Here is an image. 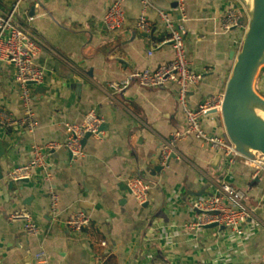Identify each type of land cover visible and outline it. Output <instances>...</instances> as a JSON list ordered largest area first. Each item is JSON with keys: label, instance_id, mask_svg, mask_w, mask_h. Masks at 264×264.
<instances>
[{"label": "crops", "instance_id": "crops-1", "mask_svg": "<svg viewBox=\"0 0 264 264\" xmlns=\"http://www.w3.org/2000/svg\"><path fill=\"white\" fill-rule=\"evenodd\" d=\"M116 1L126 18L109 31L103 16ZM13 2L0 0V12ZM176 2L149 0L145 13L150 31L141 32L136 24L142 0H22L21 21L47 45L34 58L44 70L43 82L30 86L34 133L3 122L4 114L19 120L27 110L19 98L15 68L0 61V264H21L28 254L31 264H42L35 258L41 249L52 264H264V177L255 175L243 157L228 165L220 150L194 136L178 140L176 157L159 164V170L155 160L163 140L187 127L176 85L146 88L134 82L122 92L109 86L135 70L155 69L174 58L170 43L156 46L169 36L159 15L163 10L184 25L187 57L193 70L203 73L200 84L189 91L190 106L224 94L243 35L239 28H220L229 0H186L184 20L175 11ZM71 69L80 84L68 76ZM259 79L264 96V76ZM92 109L108 127L100 136L83 139V157L73 158L58 147L49 158L52 178L37 173L28 184L9 186V171L29 161L35 144L64 142L65 123L82 122ZM201 125L209 134L226 137L220 112L204 116ZM218 153L222 158L215 162ZM134 176L149 183L145 203L124 185ZM224 182L244 192L240 202L224 196V204L251 211L241 232L227 227L188 230L186 224L199 214L192 207L198 196L192 193L205 187L214 193ZM52 193L58 198L54 222ZM23 207L32 213L36 233L25 232L23 220L10 218ZM77 211L87 213L91 222L73 232L64 220Z\"/></svg>", "mask_w": 264, "mask_h": 264}, {"label": "built area", "instance_id": "built-area-1", "mask_svg": "<svg viewBox=\"0 0 264 264\" xmlns=\"http://www.w3.org/2000/svg\"><path fill=\"white\" fill-rule=\"evenodd\" d=\"M22 0H14L12 6L0 12V61L11 64L15 68V82L19 88V98L26 107L27 114L19 119H13L4 114L2 119L5 125H21L27 131L34 133L36 122L33 118L30 104L32 94L30 86L39 85L44 80V70L35 63L34 58L47 44L34 32V30L21 21L19 8ZM143 10L138 17L136 27L141 32L150 31V23L146 17V8L149 0H142ZM175 11L180 19H186V0H177ZM159 15L166 25L169 36L156 44L157 47L165 43H170L174 50V58L167 64L155 69L150 67L135 70L128 74L124 79L109 84L116 92H122L132 83L136 82L146 88H165L170 84L176 85L177 98L185 114L187 127L183 131H175L170 137L163 140L160 152V165L167 164L168 157L174 152L175 144L178 140L188 136L201 139L206 144L216 147L223 153L228 165L235 162L237 157L245 158V162L254 168V174H261L264 177V156L257 153L255 158H246L240 155L234 145L226 137L207 133L201 125L204 116L212 111H221L224 94L209 96L204 99L196 108L190 106L188 94L192 87L197 86L203 80V73L193 70L187 57L186 48V29L183 24L176 23L173 16L160 10ZM125 13L122 9L121 1H116L109 6L103 16V25L109 31L120 28L125 22ZM247 25L246 14L243 7L237 0H229L227 8L221 17V30L227 32L234 28L244 30ZM240 43V41H239ZM52 50V48H50ZM53 51V50H52ZM152 51H150V54ZM259 73L255 79V90L261 95L263 84ZM264 97V96H263ZM103 118L96 110H89L82 122L65 123L66 140L62 143L48 141L44 144H35L32 148V155L28 162L13 167L7 177L10 181H20L32 178L39 173L43 179H50L53 176L51 163L49 161L51 151L64 146L73 158H81L85 155L83 139L86 134L100 136V127ZM130 192L135 196L139 203H145L148 197L149 183L140 176H134L127 181ZM229 196L235 201L240 202L244 197V192L235 188L229 183H222L212 196H201L195 199L192 207L204 213H199L196 218L186 224L188 230H200L211 223L224 225L233 231L241 232V226L251 216V211L246 208L229 207L223 202L224 196ZM58 198L55 193L51 194V219L58 220ZM11 219L23 220L25 232L32 234L38 230L33 215L26 207L17 209L10 214ZM91 222L90 216L77 211L70 214L65 220V226L73 232H80ZM106 246V241H102ZM35 258L42 264H52L44 249L36 253Z\"/></svg>", "mask_w": 264, "mask_h": 264}, {"label": "water", "instance_id": "water-1", "mask_svg": "<svg viewBox=\"0 0 264 264\" xmlns=\"http://www.w3.org/2000/svg\"><path fill=\"white\" fill-rule=\"evenodd\" d=\"M243 7L247 25L238 45L234 63L226 82L223 102L220 114L227 138L234 145L235 150L246 158H255L257 153L264 156V97L255 90V79L259 73L264 75V0H237ZM177 5V4H176ZM58 66H62L57 62ZM70 77L80 84L79 76L75 72L67 70ZM216 112V111H212ZM107 124L103 123L100 131H107ZM91 134L85 135V138ZM176 157L172 153L167 162ZM222 158L218 153L215 162ZM160 164L159 159L155 160ZM215 167V164H212ZM159 170L162 167L159 166ZM0 167V178H2ZM29 179L10 181L9 186L14 183L28 184ZM128 191V185L124 182ZM209 187V186H208ZM203 188L192 195L201 197L204 194L212 196V192ZM198 213H204L197 210ZM226 228L218 223H211L204 228ZM32 254H28L21 264H31Z\"/></svg>", "mask_w": 264, "mask_h": 264}]
</instances>
